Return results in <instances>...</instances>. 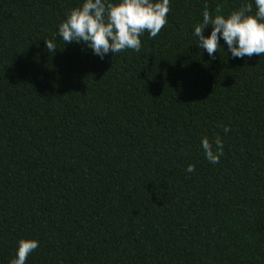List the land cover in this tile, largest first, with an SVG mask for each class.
<instances>
[{
    "label": "trees",
    "instance_id": "trees-1",
    "mask_svg": "<svg viewBox=\"0 0 264 264\" xmlns=\"http://www.w3.org/2000/svg\"><path fill=\"white\" fill-rule=\"evenodd\" d=\"M81 3L0 0V264L21 239L26 264H264V54L221 40L213 60L191 35L254 0H170L102 61L57 34Z\"/></svg>",
    "mask_w": 264,
    "mask_h": 264
},
{
    "label": "clouds",
    "instance_id": "clouds-1",
    "mask_svg": "<svg viewBox=\"0 0 264 264\" xmlns=\"http://www.w3.org/2000/svg\"><path fill=\"white\" fill-rule=\"evenodd\" d=\"M244 4L239 10L227 16L212 15L207 8L202 12V21L194 25L191 35L195 37L199 49H203L213 60L221 46H227V53L233 59L250 60L253 55L264 54V0H254ZM170 0H82L79 7L71 9L58 26V36L64 45L75 43L83 45L92 55L104 60L125 50L139 52L141 37L147 32L149 39L155 38L168 22ZM219 13V9H217ZM210 34L205 36V30ZM223 41V45L221 44ZM50 54L55 53L53 40H43ZM224 51V50H223ZM87 54V53H86ZM230 131L224 127V132ZM200 146L205 159L218 164L223 155V143L219 137L210 142L201 139ZM188 173L195 171L189 164ZM39 247L35 239H21L17 243L15 258L10 264H26V260Z\"/></svg>",
    "mask_w": 264,
    "mask_h": 264
}]
</instances>
